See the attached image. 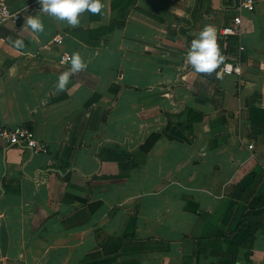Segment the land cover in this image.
Returning <instances> with one entry per match:
<instances>
[{
  "label": "crops",
  "instance_id": "1",
  "mask_svg": "<svg viewBox=\"0 0 264 264\" xmlns=\"http://www.w3.org/2000/svg\"><path fill=\"white\" fill-rule=\"evenodd\" d=\"M236 2L103 0L74 27L38 10V34L0 24V126L47 146L0 142V264H264V0L221 36ZM207 24L240 75L192 69ZM73 51L87 67L58 90ZM186 109L201 115L186 131L165 116Z\"/></svg>",
  "mask_w": 264,
  "mask_h": 264
},
{
  "label": "clouds",
  "instance_id": "2",
  "mask_svg": "<svg viewBox=\"0 0 264 264\" xmlns=\"http://www.w3.org/2000/svg\"><path fill=\"white\" fill-rule=\"evenodd\" d=\"M38 11L54 16L57 20L66 21L71 26L80 24V14L85 10L91 13H100L104 8L103 0H38ZM27 26L34 34L43 32L44 24L39 15L25 16L24 27ZM11 44L22 49L25 47L24 39L20 36L10 39ZM70 67L62 71L57 78L56 88L64 90L73 74L82 73L87 67L78 51L70 56L65 54ZM187 60L195 73L212 74L221 65L225 57L217 43V30L214 25H205L190 42L187 49ZM231 69V65L227 66Z\"/></svg>",
  "mask_w": 264,
  "mask_h": 264
},
{
  "label": "built area",
  "instance_id": "3",
  "mask_svg": "<svg viewBox=\"0 0 264 264\" xmlns=\"http://www.w3.org/2000/svg\"><path fill=\"white\" fill-rule=\"evenodd\" d=\"M255 0H237L236 2V10L238 11V14L235 15L229 23L225 24L220 29V35L221 36H230V37H239L242 34V17L241 13L243 11L246 12H253L255 10ZM40 5L38 3V0H35L28 5L18 9V10H12L8 6L4 4H0V24L1 23H18L22 19L25 18V16L28 15L30 11L39 10ZM53 41L55 43H61V37L55 36L53 38ZM242 49V48H240ZM66 54V53H65ZM63 54L60 58L61 63L68 62L66 55ZM70 56L69 54H67ZM224 62L217 67V70L220 71V73L225 75H240L241 74V64L239 61L236 60H230L227 56H225ZM231 65V69H229L227 66ZM0 142H4L6 144L15 146V145H25L29 149L32 150L34 153H46L47 152V146L44 143H41L34 131L28 127V126H14V127H5L0 126ZM249 148H252V146H249Z\"/></svg>",
  "mask_w": 264,
  "mask_h": 264
},
{
  "label": "trees",
  "instance_id": "4",
  "mask_svg": "<svg viewBox=\"0 0 264 264\" xmlns=\"http://www.w3.org/2000/svg\"><path fill=\"white\" fill-rule=\"evenodd\" d=\"M113 4V3H112ZM127 7V6H126ZM122 22H119V23H114V26L115 27H120L122 26ZM231 42V40H230ZM218 45L220 46V48H222V44H226V41L223 40L220 38L218 41H217ZM165 116L167 118H170L172 116H176L178 118V121L177 122H180L178 127H180L181 130H184L186 131L187 129H190V127H192V124L194 122H197V121H200L201 120V115L200 114H195L192 110H189V109H186L184 110V112H181L179 114H170V113H165ZM195 116V118H194ZM181 117L185 118L186 120H180Z\"/></svg>",
  "mask_w": 264,
  "mask_h": 264
},
{
  "label": "water",
  "instance_id": "5",
  "mask_svg": "<svg viewBox=\"0 0 264 264\" xmlns=\"http://www.w3.org/2000/svg\"><path fill=\"white\" fill-rule=\"evenodd\" d=\"M217 71L218 70L216 68L212 74H203V73H198V74L204 76L208 80H213L215 78L216 74H217ZM0 188H1V182H0ZM7 243H8V238H7V234H6L4 221L1 220V223H0V253H1L2 256L5 255L6 248H7Z\"/></svg>",
  "mask_w": 264,
  "mask_h": 264
}]
</instances>
